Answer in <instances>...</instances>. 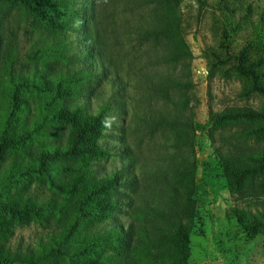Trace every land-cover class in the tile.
<instances>
[{"label":"rangeland","instance_id":"374dc122","mask_svg":"<svg viewBox=\"0 0 264 264\" xmlns=\"http://www.w3.org/2000/svg\"><path fill=\"white\" fill-rule=\"evenodd\" d=\"M241 50L264 0H0V264H264V119L214 122L264 113Z\"/></svg>","mask_w":264,"mask_h":264},{"label":"trees","instance_id":"16d2710c","mask_svg":"<svg viewBox=\"0 0 264 264\" xmlns=\"http://www.w3.org/2000/svg\"><path fill=\"white\" fill-rule=\"evenodd\" d=\"M184 49H185L184 54L189 55V53H190L189 50L186 47ZM231 58L234 60V63H235L234 70H235L236 74L241 76V77L248 78L250 80V88L247 91V93H258L264 97V85L261 83V80H264V73L256 71V68H258L262 64V61H258L256 63L249 62L247 64L244 50H241L237 55H234ZM98 67H99L98 64L95 65V68L93 69V71L96 72ZM104 70H105V68H104ZM57 96H60V94L57 93ZM52 102H54V100H50V103H52ZM106 117H107L106 116V108L104 107L102 109V111L99 112L98 115L93 119V122L90 124L88 130L90 132H94V129L100 127L101 123H103L105 121ZM55 118L65 119L66 115L56 114L52 117V119H55ZM238 118H244L247 120H253V119H258V118L264 119V113L263 114L253 113V112L226 113V114L216 116L214 118V122L216 124H219L226 119L233 120V119H238ZM20 142H21V140L15 142V143L14 142L9 143V142H5V141L0 142V160H1V157H2L4 150L6 148L16 146ZM88 153L92 157H100V158H107L111 155L105 148H103V146L93 147L92 149H90L88 151ZM49 155H50L49 153L42 155V157L39 160V167L37 168V171H41L43 169L44 162H45V156H49ZM256 160L264 168V155H258ZM120 172H121V170H116V171H113L112 173L99 176L98 181L101 185H103L104 188H107L111 185L124 186L126 181L125 180L124 181L119 180ZM243 174H244V171L237 172V171H234L231 169H226L224 172L221 173V177L225 178L226 180H228L232 184H237L238 181L243 177ZM5 193H6V186L3 183L0 185V203H1V201H3L5 199V196H4ZM109 206L111 208H114L115 205L113 202H109ZM263 225H264V223H263ZM51 253H52V251H49V252L43 251L40 254V257L42 258V256H49V255H51Z\"/></svg>","mask_w":264,"mask_h":264}]
</instances>
